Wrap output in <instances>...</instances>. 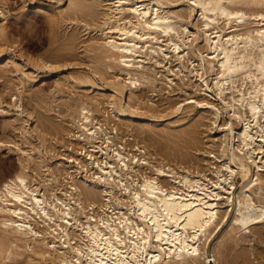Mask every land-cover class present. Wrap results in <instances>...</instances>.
<instances>
[{
    "label": "bare ground",
    "instance_id": "bare-ground-1",
    "mask_svg": "<svg viewBox=\"0 0 264 264\" xmlns=\"http://www.w3.org/2000/svg\"><path fill=\"white\" fill-rule=\"evenodd\" d=\"M42 3L54 19V6ZM66 12L98 36L84 44L94 54L91 70L65 79L97 94L81 95L67 106L69 121L48 126L59 134L53 145L22 118L26 141L41 134L35 149L11 143L19 167L0 181V264H263L254 241L264 235V0H68L58 10ZM76 39L70 35L66 44ZM3 51L0 62L10 58ZM50 61L41 64L53 70ZM156 68L171 86L170 75L179 77L177 90L186 93V77L202 92L148 104L137 92L155 83ZM20 72L21 84L33 75ZM98 95L106 101L104 112L94 109L103 122L90 106L100 103ZM204 120L221 133L207 150L210 177L187 167L190 151H176L172 166L145 143L185 126L179 148L197 150ZM243 163L252 174L237 187Z\"/></svg>",
    "mask_w": 264,
    "mask_h": 264
},
{
    "label": "rangeland",
    "instance_id": "rangeland-1",
    "mask_svg": "<svg viewBox=\"0 0 264 264\" xmlns=\"http://www.w3.org/2000/svg\"><path fill=\"white\" fill-rule=\"evenodd\" d=\"M57 1L58 0H0V9H1L0 11H3L2 13H4L3 14L4 18L0 21V27L3 30L2 31L3 36L2 35L0 36V45H1L0 49H2L0 50V52L5 49L3 51L2 57L7 55L10 56V58L3 59L0 62V70H1L0 74L1 73L3 74L0 75V143L2 142V144H0V181L5 179V177L10 176L19 167L18 152H16L17 149L12 144L19 142L18 144L21 147L27 148L29 146L33 148L34 147L33 144L36 145L37 142L36 137L39 134V130H40V132L42 131L41 133L43 134V137H45L46 135V137L44 138L45 139L44 144L47 145L52 143L53 145L55 139L58 140L60 139L59 137H57L59 136V134L57 132L55 133L54 129L53 131L49 129L51 127L48 128V126H50L52 123H53L52 125H55L56 123L62 124L63 122L69 121L68 117H64L65 114L67 113V106L69 103L73 104L75 101H77V99L81 97V95H82V99H84L83 98L84 95L90 94V96H92L94 94H97L95 91H93L88 87H83V88L72 87V84L68 82L65 79V77L68 73L75 70H83L87 72L91 70L90 66L93 65L94 63V61L92 60V58H94L93 56L94 54L90 50H88L87 45H86L87 47L86 50L88 51H83L85 50L84 44L85 42L89 43V40L91 38L93 39V37L95 39L98 36V33L96 29H93L94 26L88 28L87 26L83 25V21L80 19V17L74 15L71 16L70 15L71 13L69 14V12L68 13L66 12V15H64L65 12H63L64 14H62L63 17L68 16L67 18L69 20H67V18L66 20H64L65 17L62 20L63 17L60 16L61 14L58 13V10L66 7L68 0H62L61 2L62 7L60 8H58L59 3ZM41 2L44 3V4L42 3L43 5L51 6V8L52 6H54L53 7L54 8L53 11L55 13L54 19L49 13H47V10L45 8L40 7ZM181 8L182 6H179L176 9H181ZM44 9L46 10V12ZM56 12L59 14L61 18L57 16L58 14H56ZM70 19H73V21ZM77 19H80L81 21H78ZM54 20L56 23L54 22ZM58 20H59V24L57 23ZM70 35L71 37H74V39L77 38L75 40L76 42L72 43L73 46L71 44L69 46L66 44V38H68ZM64 44L67 46H65ZM5 51L7 55L5 54ZM49 60H51L50 63L52 65L54 64L53 70H49L46 66H44V65L48 66L47 61ZM41 62H43L42 63L44 64L43 66ZM81 62H84V64ZM33 63H35L34 64L35 67L33 66ZM74 63H76L77 65H74ZM11 65H13V67H11ZM85 65H87V68ZM170 66L171 67L178 66V64H176V61L174 60V57H172L171 59ZM16 67L18 71L14 70V68ZM22 69L33 73V75H30L31 77L25 76L21 84L20 71ZM155 71L157 72L155 76L157 78L155 80V83L153 85L148 84L150 88L148 87V85H143L140 88V90H138L137 92V94L140 97H142L143 100H145L148 104L157 105L162 102L166 103L165 101L172 100L174 98L175 99L179 98V96L183 97L185 95H188L189 93H193L194 91H197V93L202 92L198 89L195 90L196 87L192 86L191 83L188 80H186V77H183L184 82L187 85L183 87L186 90V93L177 90L176 88L177 86L175 85L181 84L179 77H174L173 75H170V77L173 78V82H176L175 85L172 83L171 86L167 82L166 78L163 75H161L164 74L163 69L156 68ZM97 82L99 84H104L99 79L97 80ZM153 86L154 88H152ZM17 87L18 88L23 87L22 95L20 97L17 93L18 92ZM151 89L153 90L151 91ZM19 100H21V102H19ZM97 102H100L97 106L94 103H90V106L92 107L93 112L94 114H96L98 120H101V122H103L102 116L100 115L101 113L95 111L94 109L99 108L100 111L104 112L105 111L104 109H106L105 108L106 101L102 97V95H98ZM15 103H21L22 104L21 108L23 107L22 108L23 110H21L20 107L19 108L16 107ZM20 111H22V113ZM19 113L20 116H18ZM106 114L107 113L105 112L104 115ZM178 116H180V114L173 115L167 118L166 121L168 120L172 121L176 119ZM22 118L25 120L27 119L26 127H29V129H31L32 127L34 129L35 124L36 126L38 125V127H40V129L38 128L39 129L38 132H36V134L35 133L33 134L34 136L31 140L29 139L30 137L27 139V141L25 138L22 137V134L20 132ZM39 119L42 122H40ZM113 119L114 118L111 116L110 118H107L108 123L110 122V124H112L114 121ZM35 120L37 121V123ZM45 120H47L48 123ZM115 122H117V120H115ZM183 122L184 121H179L175 123L173 126L177 125V127H179V125H181ZM204 122L206 123V120H204ZM41 123H45L47 128L44 126V124ZM205 123L199 127L200 129H199L198 138H200L199 139L200 144L199 143L197 144L198 145L196 146L197 150H195V148L193 149V147L192 148L189 147L190 149H192L189 150V148L187 149L185 148V146L184 148L182 147L183 149L179 148V146L183 144L186 145L185 142L182 141V140L185 141L186 135L180 133V130H182V128H184L185 126L181 127V129L179 128L178 133L175 131L174 134L176 133L177 134L173 135L172 137L170 136V138L169 137L159 138V136H157L156 139H153L155 143L152 142L153 140H151V142L154 144H150V141L147 140L145 141V143L149 145L151 150L152 147L153 149L157 147L156 148L157 150L154 149L155 152H157L158 154L157 158L161 159L165 163L169 162L168 164H171L172 166L175 163H177V159L175 158V155H173L175 154L176 151L188 152V153L190 151V154L194 155L195 160L193 159L189 163H187L186 164L187 167H190V169L192 170L197 166L198 168H201V170L203 169L205 174L208 177H210L208 169L213 165V161L209 159L207 155V150L209 148H214V147L216 148V145L218 144L219 140L218 139L212 140V137L214 136L215 138H217L221 135V133L220 131H218L216 126L207 125L209 123L208 121L206 124ZM135 125L133 124L131 127L138 128L139 126H141L144 127V129H148V126L146 125H149V127L151 126L150 124H143V126L141 124H135ZM120 133L124 134V131H119L118 135L121 137L127 136V135H122ZM177 135H179V139ZM125 138L127 137H123V139ZM34 140L35 142H31ZM180 140L182 143L180 142ZM126 141L129 142V140ZM29 143L30 145H28ZM31 144L33 147L31 146ZM167 147L168 148L170 147L169 149H173L174 152L172 153V150L169 151ZM48 148L50 147L48 146ZM184 149L187 150L184 151ZM54 152L56 153L55 150ZM55 153L52 152L51 154L48 153L49 154L47 155L48 158H50L52 154L55 155ZM163 154L164 156H162ZM172 157L174 158L172 159ZM51 159L52 160L54 159L55 162L58 161V158L55 156H53ZM243 165L246 167V169L238 173L236 177L237 187L252 174V166L248 163H243ZM222 230L223 228L219 231V233L222 232ZM252 233H254V230L252 231ZM217 235L218 234L215 235V237L212 239V241L208 246L209 255L211 254L210 253L211 247ZM261 237L262 238L259 239L258 237L255 236L256 241H254V248L256 249L258 260H260V262L264 264V235ZM248 239H250V237H248ZM230 256L228 258H231ZM239 260L240 259H238L236 264L237 263L239 264V262H241V260L240 261ZM235 261H233V263H235ZM12 263L15 264V262H11V264ZM227 263L232 264V262H227ZM22 264H24V262ZM25 264L28 263L25 262Z\"/></svg>",
    "mask_w": 264,
    "mask_h": 264
}]
</instances>
